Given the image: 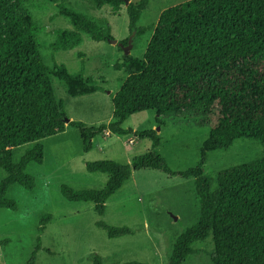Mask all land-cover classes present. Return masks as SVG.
Returning a JSON list of instances; mask_svg holds the SVG:
<instances>
[{
	"label": "trees",
	"instance_id": "1",
	"mask_svg": "<svg viewBox=\"0 0 264 264\" xmlns=\"http://www.w3.org/2000/svg\"><path fill=\"white\" fill-rule=\"evenodd\" d=\"M0 0V168L7 177L0 183V209L17 211L9 199L11 187L27 191L36 188L35 178L26 173L31 163L43 164L39 142L67 130H78L85 153L94 139L111 133L149 139L152 150L133 159L131 165L101 161L87 165L90 173L109 174L107 186L99 191H76L63 186L61 193L70 202H91L104 215L108 200L130 180L133 172L156 170L169 176L194 179L200 203L199 220L179 236L168 256L169 264H186L194 245L212 238V264H264V157L206 175L209 154L228 151L236 141L252 139L264 148V0H187L168 8L154 27H138L150 0L127 6L130 32L137 37L153 31L142 59L124 54L118 70L128 77L112 96L113 119L108 125L87 127L70 120L54 93L52 77L64 82L73 98L100 91L83 72L71 75L64 65L45 64L38 47L43 28L29 13L17 15ZM28 2L29 0H19ZM56 4L58 15L69 19L75 31H55L49 45L53 52L74 50L83 45V35L92 41L113 39L111 28L103 31L87 16ZM98 10L110 6L119 12L127 0H92ZM128 45V39L122 42ZM153 110L159 130L162 119L182 111L199 113L210 129L195 167L173 171L159 152L162 139L157 131L124 129L133 115ZM67 120L69 122L67 123ZM18 164L13 151L30 143ZM51 217L38 230L37 244L28 264H35L42 249V235ZM109 239L132 236L129 227L98 222ZM93 264H105L100 255ZM112 264V263H111ZM114 264H144L137 261Z\"/></svg>",
	"mask_w": 264,
	"mask_h": 264
},
{
	"label": "rangeland",
	"instance_id": "2",
	"mask_svg": "<svg viewBox=\"0 0 264 264\" xmlns=\"http://www.w3.org/2000/svg\"><path fill=\"white\" fill-rule=\"evenodd\" d=\"M185 1L150 0L138 27H155L164 10ZM130 2L137 4L140 0ZM3 3L19 16L29 13L36 25L43 28L38 47L46 65L53 66L55 61L73 76L83 72L85 78L93 79L99 86L100 91L95 94L73 98L64 82L52 77L55 96L63 103L70 120L87 127L108 125L113 119L112 96L128 77L125 69H117L123 63L124 51L108 41L95 42L83 35L82 46L53 52L49 45L54 41L55 31H75L69 19L58 15L56 4L46 0L25 3L5 0ZM64 5L87 16L103 31L109 25L113 38L119 43L133 38L129 55L138 59L144 57L153 31L133 37L135 31L130 32L126 6L116 13L110 6L98 10L92 0H66ZM156 117L153 110L138 113L130 117L123 128L157 131L162 139L158 150L173 171L195 167L210 133L203 116L182 111L163 118L165 126L161 130ZM108 134L97 137L89 153L83 150L78 130H67L39 142L43 145V164L31 163L26 170L35 178L36 188L27 191L20 185L11 187L7 197L17 203V211L0 209V264H28L46 216L51 220L42 235V249L35 264H93L95 255L102 256L105 264L132 261L169 264L168 256L177 238L199 220L200 203L194 179L169 176L156 170L133 172L122 189L108 200L104 215L95 211L93 203L70 202L61 193L63 186L76 191L102 190L109 182V174L90 173L86 168L88 164L111 161L131 165L134 158L152 150L149 139ZM39 143L15 149L14 163L18 164L26 152ZM263 157L264 148L258 141L239 140L228 151L210 153L205 173L215 179L225 169ZM6 177L7 173L0 168V183ZM98 222L129 227L135 234L109 239L107 233L97 227ZM193 249L195 252L186 264H212V238L195 244Z\"/></svg>",
	"mask_w": 264,
	"mask_h": 264
},
{
	"label": "water",
	"instance_id": "3",
	"mask_svg": "<svg viewBox=\"0 0 264 264\" xmlns=\"http://www.w3.org/2000/svg\"><path fill=\"white\" fill-rule=\"evenodd\" d=\"M130 3V0H127L126 1V7L129 5ZM136 35V32L133 33V37ZM132 40L133 38L130 39V41L128 42V45L125 46L123 43H119L117 40H115L114 38L113 39H108V42L114 46H118L121 50L124 51V54L126 56L129 55L130 53V49L132 48ZM69 122V120H67V123ZM159 131V130H158ZM175 220H177L176 217H174Z\"/></svg>",
	"mask_w": 264,
	"mask_h": 264
},
{
	"label": "crops",
	"instance_id": "4",
	"mask_svg": "<svg viewBox=\"0 0 264 264\" xmlns=\"http://www.w3.org/2000/svg\"><path fill=\"white\" fill-rule=\"evenodd\" d=\"M109 134H110V133H109ZM109 134H108V135H109ZM94 140H95V139H94Z\"/></svg>",
	"mask_w": 264,
	"mask_h": 264
}]
</instances>
